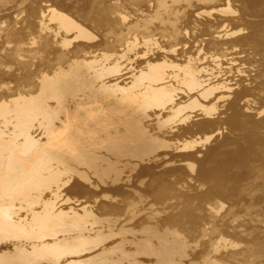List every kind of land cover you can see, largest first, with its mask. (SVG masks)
<instances>
[{
	"label": "bare ground",
	"instance_id": "obj_1",
	"mask_svg": "<svg viewBox=\"0 0 264 264\" xmlns=\"http://www.w3.org/2000/svg\"><path fill=\"white\" fill-rule=\"evenodd\" d=\"M214 1L209 2L222 4L223 0ZM98 2L101 4L103 0ZM243 2L240 9L245 18L249 17L250 11H257L255 15L260 13L257 10L260 7L253 10L258 6V0ZM178 6H171V13ZM99 7L100 10L102 6ZM184 7L182 14H175L179 22L172 27L184 28L189 23L192 8ZM61 9L67 8L62 6ZM94 11L80 17L81 22L87 26L91 24L89 27L96 33L50 9L48 13L57 14L59 19L61 16V29H65H59L65 30L63 33L76 31L74 39L72 36L71 41H60L61 49L46 48L39 53L40 48L47 47L49 43L46 39L50 37L45 36L43 42L35 43L37 48L31 44L28 52L22 48L21 51L10 49L0 55L2 62H15L25 54L30 59L41 57L42 63L46 64L42 71L35 64L37 70L27 74L29 80L33 76L37 78L32 80L33 84H20L24 89L12 88L0 95V264H259L250 261L255 243L244 247L239 244L245 241H238L239 238L244 239L243 236L237 238L236 235L235 240H230L222 235L216 240L217 235L213 236L215 238L211 236L215 229L209 233L212 238L208 235L210 240L200 237L198 239L202 240H198L197 236L201 234H196V224L188 217L194 214L187 211L181 214L177 209L173 212L168 208L172 203L165 205V198L174 185H169V192L166 187L168 194L159 193L166 181L170 183V173L181 171L183 180L187 168L196 172L192 176L193 181L201 180L209 185L215 183L216 189L226 183L221 173L211 178L214 170L209 168L212 176L205 171L208 157L197 160L194 153L177 156L168 152H188L190 143L175 141L177 137L195 132V128L200 132L211 128L212 123L205 118L197 124L180 125L193 117L209 114V109L205 107L199 114L187 113L186 110L210 99L213 87L221 78L222 73H213L217 63L220 62L218 66L221 64V59H212V63H216L215 68L202 67L190 61L186 47L167 50L165 45L154 39L129 38L133 26L130 22L123 24L122 18L118 20L121 22L119 26L115 29L113 25L115 30H110L115 33L111 41L115 40L107 44L103 35L106 33L101 31L103 34H99L101 28L106 27L105 18L101 19L102 16L96 15L101 12ZM205 13L199 12L196 19L199 20ZM162 23L169 22L162 20ZM255 26H248L249 32L245 35V29L224 30L219 33V38H236L233 41L236 44L253 47L258 44L259 37H264V26ZM262 39L260 42L264 47ZM92 40L97 43H87ZM217 41L210 39L207 47L214 49ZM182 58L189 63L180 64ZM26 61H20L21 65L29 64ZM226 95L229 94L220 93L219 99L222 103L229 101L227 104L230 106L238 98L239 91ZM235 105H231L233 108L230 109H235ZM165 116L173 117L166 122L177 119L173 125L167 123L170 127L164 124L168 127L167 131L162 129V118ZM243 121L231 122L230 125L236 130ZM253 128L249 126L242 131L252 134L250 137L257 131L260 133L256 128L254 132ZM166 135L173 138L171 142L167 143L164 139ZM211 139L212 136H209L204 141ZM253 142L257 146L261 139ZM211 147L209 151L212 152ZM166 155H169L170 161L183 163V160H193L198 167L188 162L186 168L181 166L182 169L171 168L157 173L155 170L160 165L154 162ZM148 161L153 164H143ZM164 163H167L165 159ZM233 189L225 194H235ZM169 196L172 197V194ZM182 203L176 205L182 206ZM222 207H219L221 211L224 210ZM216 210L212 211L219 214ZM223 215L219 217V223L216 221L220 229V222L224 218L226 220ZM225 235L229 236L228 233ZM249 238L253 239V235Z\"/></svg>",
	"mask_w": 264,
	"mask_h": 264
},
{
	"label": "rangeland",
	"instance_id": "obj_2",
	"mask_svg": "<svg viewBox=\"0 0 264 264\" xmlns=\"http://www.w3.org/2000/svg\"><path fill=\"white\" fill-rule=\"evenodd\" d=\"M79 1L82 4L79 3ZM98 1L99 0H0V45L3 47L2 49L0 47V55H3L5 51H9L10 49H18L19 51H21L22 48L27 50V48H32L31 44L33 45V47L36 46L37 48V44L35 45V43L43 42L45 36L50 37V39H48V37L46 39L47 41H49V43L47 42V47H41L39 53H41L44 49H61L60 45L64 41H71L70 37L71 39L72 36L73 39L76 37V31L73 32L71 30L70 32H68H72L69 35L68 33H63L65 32V30H61L65 28L62 27L61 29L62 24L60 25V23L62 19L61 16L59 19V16H57V14L65 15L68 17V20L72 19V21H76V23H79L81 26V24H86L81 22L80 16L86 15L91 11L93 12L96 8L95 11L97 10L102 14H97L98 12L96 13L95 11L94 13H96L97 16H102L100 17L101 19L105 18L103 21L106 27H103V29L101 28L99 34H101L102 32L106 33L102 34L105 38H107V44H110L115 40L114 39L111 41V39L115 38V36L113 37L115 33L113 34V32H111L110 30L114 31L119 26L118 24L121 23L119 21H121L120 19L122 18L123 24H128L130 22L133 26V32L129 34V38L143 37L145 39H154L165 45L167 50L182 48V46L183 48L186 47L190 61L192 60L193 62L200 64L202 67L215 68L216 63H212V59H221V64L218 66V63H220L218 62V67L216 66V69H214L213 71V73H215L216 75L222 73L221 78L218 80L215 87H213L214 93L212 94L210 99L204 101L205 103L202 101L200 106H193L187 108L186 110L187 113L194 112L199 114V112L202 111L205 107L209 109V114L206 116L200 115L198 117H193L190 121L180 125L187 126V124L190 123L197 124L199 121H201V119L205 118L207 121L212 123L211 128L207 132H200L198 131L200 129L195 128V132L187 133L182 137H177L178 140L175 141H186L187 143H190L191 146L188 148V152L176 150H171L168 152H171L177 156L185 153H194L197 160H202L203 158L208 157L205 160L204 164V167L206 169L205 171L211 175L212 173L210 172L214 170L213 172L215 173L212 174L213 176L211 175V178H215L218 174L221 173L222 175H224L226 183L222 184L221 187H218L216 189V187H214L213 185L215 183H211L209 185L207 184L208 182H202L201 180L198 182L193 181L191 179L192 176H195L196 172H193L191 169L187 168L185 169L186 175L183 177V180H181V177L183 176L181 171L170 173L172 175V177L168 178L170 183H167L168 181H166L161 186V189H159V193L162 192L168 194V192L172 189V191L169 192L170 194H172V197L169 196L170 194L167 195L169 199L166 196L165 200L167 199V202L165 203V205H168V203H172L171 205L174 206L175 209H173L174 207H170L171 205H168L169 207H167L172 209L173 212H175L177 209L179 210V212H181V214L185 211H187L188 214H194L192 215V217L191 215H188L186 213L189 219L195 222L197 231L199 230L198 232L196 231V234L198 233L199 235H203L197 236V239L198 237H200L203 238V240H210V238L217 235L218 238L216 236V240H218L222 237V235H224L225 238L235 240L236 235H238L237 238L243 236L242 238L244 239H238V241L245 240L243 241L244 243H239L241 246L243 245L242 247H244V245L246 244L254 245L255 243L254 254L252 256L250 255V261H257L259 262V264H264V51H262L264 50V47L262 42H260L264 37L261 36L262 38L259 37L260 39H257V43L260 46L262 44V48L258 44L257 45L259 48L256 47L257 45H254L252 47L250 45H243L241 43L239 44L238 42L237 45L236 42H233L236 40V38H219V33L224 30H230L232 28L236 30L245 29L243 31V34L245 35L249 32V28L253 27L254 25H256L255 28L259 27L260 25L261 27H263L264 25H262V23L264 22V0H258V4H256L258 6L253 9L255 11L256 8L260 7L259 9H257L260 10V13L258 12V15H255L257 11H255L254 13L250 11L249 14L251 16L248 14L249 17H246V19L243 15L244 20H242V8L240 9V7L243 6L242 4L245 3H242V0H223L221 2L222 4L216 3L217 6L215 3H212L214 5L211 6L212 4L211 2H209H215L214 0H204V2H202V0H130V2H128L129 0H103L102 3L104 5L102 3L99 4ZM182 1L185 2L182 3ZM227 1H229L228 4ZM125 2L126 5L124 4ZM174 2L179 6L177 7V9L173 8V13H171V6L173 7V5H175H172V3ZM201 3H203V5H201ZM183 4L186 7L191 6L192 9L190 12L192 15L190 14V21L188 20L189 23L185 25L184 28L182 27L177 29V26L172 27V25H175L176 22H179V19L175 17V14H182L184 12L185 7ZM206 5L208 6L206 7ZM223 5L226 7H224ZM62 6L66 7L68 10L70 9L71 13L74 12L75 14H71L70 10H63L64 8L61 9ZM92 6L95 8H93ZM98 6H102L101 9L103 10H99ZM103 7L106 8L109 13ZM90 8L92 10H90ZM50 9L56 11L57 14L53 15L52 13H48ZM104 10L108 14H103ZM199 12L206 13L201 18L200 16H198V18H200L198 20L196 18L197 15H199ZM76 14H78V18L76 17ZM114 17L117 19V22L116 19L114 20ZM100 18L95 17V19ZM105 20H109L110 23H108V21L105 22ZM162 20H165L169 23L163 24ZM197 20L198 22H196ZM113 21H115L117 24L115 22L112 23ZM245 21L247 24L245 23ZM201 22L202 24H200ZM251 23L253 26H251ZM84 25H82V27L87 29L89 28L88 30H90L92 33L95 32L89 27V25L91 24H89L88 26L86 25L87 27H85ZM113 25L115 26V29L113 28L114 30L112 29ZM199 25H201L202 27ZM247 25L249 26V28ZM59 27L61 30L59 29ZM202 28L204 31L202 30ZM107 29L109 30L106 32L105 30ZM107 34L112 38L108 37ZM67 37L69 39H67ZM212 38H214V40H218L217 43L214 44V49H212V47L210 48L209 46L207 47V43H209L210 39ZM98 39L96 38L97 42H99ZM93 41L95 40L87 41V43ZM96 41L93 43H97ZM58 53L61 52L58 51ZM32 59L24 54L22 56H19L15 62L8 63L0 61V67H2L0 68V95L12 88L19 91L20 89H24V87H22L20 84L26 83L27 86H29V83L33 84V81H35L37 78L33 76L31 78L33 81L29 80L27 74H32L31 71H35L37 70V68L42 71L46 64L42 63L41 57H35ZM183 59L184 58L180 60V64L187 65V63L189 62L186 63V61L188 60L183 61ZM20 61H26L29 62V64L21 65ZM3 70L5 72H3ZM237 90L239 91V95L237 96L238 98L235 100V102L230 104V106L236 104L234 106L235 109L232 110L230 108L233 107L228 106L229 103L227 104V102L229 101H227L226 103H222V101L219 99V95L222 92H227L230 95ZM196 98L197 97H195V100ZM231 98H233V95H231ZM198 102H201V100H198ZM172 118L173 117L171 116H165L164 118H162L163 125L167 123H172L170 125H173V122L175 120L177 121V119H174L173 122L172 120H170V122H166ZM242 119H244L242 123L243 125L241 124L240 128L236 130H234L235 128L232 129V126L230 125L231 122L239 123V121H241ZM163 125L162 129L164 128V130L166 129L167 131L168 127L166 125H164L165 127H163ZM170 125L168 126L170 127ZM255 125L257 127H255ZM249 126H254V132L256 130H260V133H257L259 131L254 133L252 132V130H250V133H254V137L252 136L254 139L250 137L252 134H249V136L248 132L242 131L243 128L248 129ZM256 134H259L261 138ZM255 135L258 138H255ZM209 136H212V139L209 142L204 141V139ZM259 138L261 139V142H258L256 146V142L253 141H256V139L260 141ZM164 139L167 141V143H169L173 138H169L166 135ZM209 147L212 148V152L211 150L209 151ZM236 156L237 159L239 158L238 160L234 159ZM164 159L165 161H167V163H164ZM177 161L178 160L170 161L169 155L160 157L154 162V164L160 165V167H157L155 171L157 173H163L171 168L180 169L181 166L186 168L188 162L198 167V164L193 160H183V163L182 161ZM162 162L164 163L163 165L161 164ZM143 164H153V162L148 161ZM209 168L212 171H210ZM170 184H173L174 186H171V189L169 190ZM211 185H213L214 189H212ZM227 185L228 187H230V189L234 188L237 193L234 192L235 194L231 195L230 193L225 194L230 190ZM166 187L168 188V190ZM222 187L227 191L224 192L225 190H222ZM220 188L224 193H222ZM166 190L168 192H166ZM214 190L217 196L215 195ZM219 190L221 192H219ZM220 195L222 196V198ZM184 196H187L186 198L189 199H186ZM208 196H210L211 199L208 198ZM187 200H190V202H188ZM183 201L184 204L182 203ZM176 203H182V206H180L179 204L176 205ZM216 206H218V208ZM221 206H223L222 209L224 208V210L222 211L220 210L221 208H219ZM214 207L217 210L219 209L220 211H217ZM212 210H214V212L216 210V212L220 213H217V215ZM165 211L166 210H162L163 213ZM225 211L227 213H230L224 216L223 214L226 213ZM179 212L177 211L178 214ZM222 215V218L226 217V220L224 218V221H221L224 222V224H221L220 222V229L218 228L220 227L218 224V220ZM194 217L197 220H195ZM223 225H225V227ZM222 227L225 228L224 230H226L227 232H224ZM213 231L218 232L216 234ZM253 232H256L257 235ZM209 233L213 234H211L212 237L209 235ZM227 233L229 234V236L225 235ZM230 233L236 234L235 236L233 235V237H231ZM208 235L210 236V238H208ZM248 235L250 237H252L253 235L254 240L252 238L251 239L255 242H253ZM200 238L198 240H200ZM255 251L257 252L256 254Z\"/></svg>",
	"mask_w": 264,
	"mask_h": 264
}]
</instances>
